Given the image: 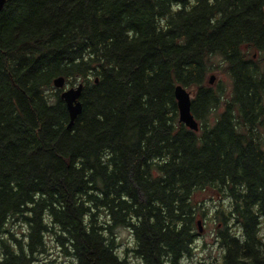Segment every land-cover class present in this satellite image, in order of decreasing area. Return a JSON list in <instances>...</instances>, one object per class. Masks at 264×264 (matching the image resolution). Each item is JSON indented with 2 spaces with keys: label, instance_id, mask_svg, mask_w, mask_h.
Returning a JSON list of instances; mask_svg holds the SVG:
<instances>
[{
  "label": "trees",
  "instance_id": "obj_1",
  "mask_svg": "<svg viewBox=\"0 0 264 264\" xmlns=\"http://www.w3.org/2000/svg\"><path fill=\"white\" fill-rule=\"evenodd\" d=\"M213 72L228 98L205 86ZM59 77L83 86L70 128ZM177 85L195 89L197 132ZM206 189L230 201L213 219L238 224L240 260L264 264V0L6 1L0 264H34L47 237L79 264H121V228L154 264L187 251Z\"/></svg>",
  "mask_w": 264,
  "mask_h": 264
},
{
  "label": "flooded vegetation",
  "instance_id": "obj_2",
  "mask_svg": "<svg viewBox=\"0 0 264 264\" xmlns=\"http://www.w3.org/2000/svg\"><path fill=\"white\" fill-rule=\"evenodd\" d=\"M193 229L191 231L193 236L186 243L187 251H182L179 254L161 255L158 262L154 264H255L240 260V258H246L250 254H240L238 252L239 239L241 237L238 235L239 228L237 223L226 221L209 222L206 220L202 222L197 220L194 223ZM119 230L115 231L114 237V249L115 251L117 250V263L145 264L141 257L134 254L132 251L133 247L131 249L124 248V250H120L121 244L117 243ZM128 232L131 234L130 231ZM130 253L131 258L128 257ZM258 255L264 257V253H259ZM75 261L76 264H79L77 259Z\"/></svg>",
  "mask_w": 264,
  "mask_h": 264
},
{
  "label": "rangeland",
  "instance_id": "obj_3",
  "mask_svg": "<svg viewBox=\"0 0 264 264\" xmlns=\"http://www.w3.org/2000/svg\"><path fill=\"white\" fill-rule=\"evenodd\" d=\"M214 62L216 63V61ZM210 76H214V81L211 85L208 83ZM205 86L213 90H217L218 88H223L224 96L226 98L231 96L230 80L223 73H219V72L210 73L205 80ZM66 87L69 88V86H66ZM187 92L189 93L190 98L194 99L195 89L193 90L187 89ZM213 117L214 115L211 114L210 120H212ZM193 201L195 203L202 205L206 209L205 211L207 213H206L205 218L197 216L198 217L197 220H200L202 222L205 220L209 222L216 221V219H213V215L215 211L219 207H222L224 209H229L230 207V201L227 198L217 195L211 189H206L203 191H196L193 195ZM17 231L22 232L23 228L17 229ZM259 234L261 238L264 240V220L261 221ZM238 235H241L239 229H238ZM117 243L121 244V247H120L121 251L124 250V248L131 249L133 247V239H132L131 234L128 232V230L120 229L118 231ZM35 257H36V260L34 264H76V261L73 260L72 257L67 256L63 252L62 247L56 244L53 237L46 238V252L38 256H35ZM128 257L131 258V253Z\"/></svg>",
  "mask_w": 264,
  "mask_h": 264
},
{
  "label": "water",
  "instance_id": "obj_4",
  "mask_svg": "<svg viewBox=\"0 0 264 264\" xmlns=\"http://www.w3.org/2000/svg\"><path fill=\"white\" fill-rule=\"evenodd\" d=\"M7 0H0V12L2 11ZM214 81V76H210L208 83L211 85ZM52 87L60 91V99L66 106L69 124L68 128L73 126L74 121L82 111L80 96L82 92V84L73 88L65 86V80L62 77L56 78L52 81ZM173 97L176 101L178 110V121L183 124L188 130L197 132L199 125L191 113V98L187 90L181 85L175 86L173 90ZM199 224V222H198Z\"/></svg>",
  "mask_w": 264,
  "mask_h": 264
}]
</instances>
